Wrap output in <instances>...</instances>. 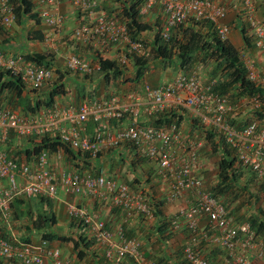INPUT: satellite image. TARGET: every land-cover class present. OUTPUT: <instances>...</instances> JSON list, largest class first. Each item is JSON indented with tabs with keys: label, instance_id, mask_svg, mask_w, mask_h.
<instances>
[{
	"label": "built area",
	"instance_id": "built-area-1",
	"mask_svg": "<svg viewBox=\"0 0 264 264\" xmlns=\"http://www.w3.org/2000/svg\"><path fill=\"white\" fill-rule=\"evenodd\" d=\"M31 1L36 5L40 21L46 29L44 43L49 44L65 26L66 16L60 11V6L67 2L72 9L84 13L83 20L72 25L71 34L75 41L96 47L102 53L111 54L119 48L128 50L136 57L148 54L149 48L142 42L130 40L123 22L97 9V0ZM140 1L141 15L149 14L154 7L162 10L165 25L161 38L164 41L169 37L170 28L182 25L189 19L211 23L222 40L229 37L227 10L216 0ZM8 2L0 0V14L4 15L1 21L6 26L12 19L5 15L12 11ZM243 6L251 31L256 36L255 48L264 52V25L253 16L255 4L253 0H243ZM125 55L120 53L114 59L117 58V62L125 66L128 64ZM0 66L19 76L30 90H40L54 75L52 69L32 65L22 56L6 58L0 53ZM66 68L81 75L92 72L90 62L75 54L67 57ZM94 69H98L97 65ZM248 78L259 81L252 66L248 67ZM261 83L264 85V80ZM212 87V83H204L198 70H194L166 79L157 87L144 82L142 93H111L104 97L87 95L77 105L55 103L32 114L2 108L0 145L9 134L19 138L33 136L35 143H39L43 136L52 138L57 135L61 143L73 151L95 157L127 144L131 156L145 160L153 171L146 180L154 176L153 180L159 185L166 203L180 201L188 195V201L178 208L179 216L192 230L199 226L200 217H206L210 240L226 252L228 264H264V238H257L246 222L234 224L222 200L214 197L206 187L201 157L205 136L187 134L175 121L160 125L141 122L143 118L150 120L158 114L168 116L169 111L180 113L184 110L199 121L201 130L213 128L232 149L238 161L250 167L258 178L264 179V128L259 129L255 123L236 128L235 125L241 120L235 121V125L231 124L235 107L227 97L214 93ZM120 119L121 122L126 120L122 126H108V121L118 122ZM89 122L99 127L92 134H88L85 127ZM63 156L60 150L50 153L43 149L31 162H20L9 158L0 146V182H6L5 186L0 185V219L4 224L11 225L9 203L13 197L40 196L55 200L59 198V192L79 200H109L112 206L122 207L129 217L132 213L148 212L144 194L130 190L120 179L119 171L107 178L103 173L93 176L88 172H76L69 164L56 168L57 162H63ZM65 206L69 217L89 226L93 239L102 246L108 262L126 264L127 260H131L135 264H146L139 254L136 240L125 238L118 227L115 231L106 229L105 222L100 218V208L94 207L89 211L72 202ZM174 227H179L178 221ZM15 235L11 234L9 239L0 238V260H12L18 264H77L73 256L64 257L58 247L51 246L45 240L39 243L23 242ZM202 238L206 239V233ZM196 244V237H191L190 243L183 249L184 257L190 264H208L204 256L195 250Z\"/></svg>",
	"mask_w": 264,
	"mask_h": 264
},
{
	"label": "trees",
	"instance_id": "trees-1",
	"mask_svg": "<svg viewBox=\"0 0 264 264\" xmlns=\"http://www.w3.org/2000/svg\"><path fill=\"white\" fill-rule=\"evenodd\" d=\"M97 1L99 3L97 9L104 10L109 16H116L124 23L130 40L142 42L146 47L149 46V51L145 57H136L128 53V50L119 48L111 54H108L109 52H103L106 53L103 54L96 50V47L83 45L75 41L72 34H70L67 37L70 42L75 44L74 48H70V51H68L67 57L75 54L82 60L89 61L92 66V72L88 75L74 74L89 78L96 71L98 76L100 75V83L103 85H108L112 81L124 89L127 83H131L136 87L134 91H125V94L130 92L142 93L143 83H148L146 79L152 74V69H157L158 67L160 68L158 69L160 73L171 69L174 74L170 78L177 74H188L194 70L200 72L201 69H204L206 75L202 76L200 74L202 81L206 84L212 83L213 92L227 97L229 103L236 110L242 108V114H244L245 118H239L241 120L240 126L239 124L235 125L236 122L233 119H231V124L239 128L244 124L255 123L259 129L264 128V85L261 83L264 80V72L260 71L261 75H259L253 69L258 75L259 81L250 80L248 78V66L245 64L243 57V52L250 54V51L255 48L254 41L256 36L254 32H251L248 21L243 23V19L239 15L240 23H238L236 30L239 34V42L240 44L242 43V46H239V48L234 46L229 37L225 40L220 39L211 23L207 21H194L192 19H189L182 25L170 28L169 37L164 41L161 38V30L165 25V17L160 8L154 7L149 14L141 15L140 9L142 5L140 0ZM240 1L243 3V0ZM253 2L254 4H259V6H264V0H253ZM8 5L12 9L11 13L5 14L6 17L12 18L9 26L2 23L1 19L4 15L0 14V53L4 54L6 58L22 56L26 62L32 65L45 69L53 68V61L57 53H51V55H49L50 53H23L9 57L2 49V46L11 44L10 39L15 40L18 45L31 41L43 42L46 30L40 21L36 5L31 0H9ZM74 11L79 12L80 16L78 20L82 21L84 13L77 9H73L72 12ZM151 13L154 16L151 17ZM247 15V12L243 11L245 19L248 17ZM28 24L33 25L34 29H27ZM148 33H150V36H143L144 34L148 35ZM255 50L264 54V52L256 48ZM120 53L122 55L126 54L128 64L125 66L120 65L117 62V58L114 59V56L118 57ZM95 65L98 67L97 70L94 69ZM56 72L59 74L56 81H54V77L52 76L51 81L40 90H30L21 81L19 76L13 75L10 71L0 66V109L19 110L23 114H32L41 108L51 107L55 103L77 105L84 96L96 97L94 93L95 85H92L90 91L86 90L87 93H85L84 88L89 87V85L85 84V80L82 78L81 80L77 79L80 84L75 86L72 81L76 78L69 75L71 71L66 69L64 75L60 71ZM160 76H163V79L159 84L153 86L150 83L149 85L157 87L166 79H170H165L163 74H160ZM69 84H74L77 90L75 93L69 90ZM29 91L33 93L39 92L37 98L28 96ZM252 101L255 102L256 106ZM183 114L188 113L182 110L180 113L169 111L168 116L158 114L155 116L153 124L160 125L170 123L171 121L180 124L183 121ZM192 119L194 129L205 132V137L211 150H213L212 152L220 154L219 160L216 163L217 174L214 185L208 186L204 179L207 189L214 197L222 200L225 211L234 220V224L246 222L250 225L257 238H264V179L258 178L250 167L238 161L232 149L218 136L213 128L201 130L202 127L199 121L193 117ZM125 122V119L122 122L121 119L118 122L108 121V126L115 127L119 124L122 126ZM85 127L88 134H92V132L99 129L98 125L92 122L87 123ZM189 134L193 135L195 133L192 131ZM0 146L9 158L19 160L20 162L22 160L31 162L43 149L49 150L50 153L60 150L64 158L63 162H57L56 168H62L64 165L69 164L76 172H88L93 176L103 173L108 178L115 171H118L120 166L127 165V171L131 176V180L128 183L126 181L123 183H126L132 191H143L139 187L142 178L137 176V169L139 168L144 171L148 167L147 162L142 158H133L130 146L127 144L115 150L97 154L95 157H91L88 153L73 151L68 145L61 143L57 135L52 138L43 136L39 143H35L33 136L19 138L14 134H9L6 141ZM148 177L149 174H147ZM5 184V181L0 182V185L5 186ZM138 184L139 186H137ZM152 189L150 187L151 191L145 193L141 191L144 194L143 196H145L144 204L147 206V213L136 212L132 213L129 217L122 207L112 206L109 200L99 202L88 199L90 202L87 203V207L90 206V208H86L89 211L94 210V207L107 210L104 219L100 215L101 220L105 222L106 229L115 231L118 227L122 229L125 238L136 240L139 254L146 264H167L171 258L174 259V256L176 261L174 260L173 264H190L184 257L183 249L190 243L191 237L194 236L197 240L195 250L201 256H204V260L208 264H214L219 256H221L224 264H228L226 252L210 240L211 233L207 232L208 219L206 217L199 218V226L195 230L189 229L184 220L179 216L178 208L177 211L175 208L174 211L165 215L163 214V208L171 203H166L162 196L157 199ZM59 193L63 197L69 196L77 199V197L72 195ZM52 202H61L60 197L55 200L40 196H31L29 198L13 197L9 203L11 231L17 227L16 224H19L25 233H38L41 240H45L49 244L54 241L71 243L72 256L77 264H81L94 248L103 249L93 239L88 225L68 216L65 205L71 202L62 201L65 213L69 217L73 228H71L73 231L70 232L69 237L48 232L51 227L57 224V218L51 212ZM76 205L84 207L85 204H81L80 201ZM153 219L154 224H150ZM133 221L149 224L147 225L148 229L145 231L143 227L140 228L141 224L135 228L134 224L131 225ZM176 221L179 222L177 229L174 227ZM202 221H204V227L200 226V222ZM3 225L10 226L7 224ZM150 228L156 231L155 237L149 234ZM204 233H206V239L202 238ZM176 235L178 238H182L171 249V246L170 248L168 246V241ZM1 236L0 238L9 239L11 235L8 233ZM19 240L29 242L28 238L22 239L21 236ZM166 255H168V258H166ZM102 262L111 264L106 260L104 251ZM13 263L15 261L0 260V264ZM126 264L135 263L127 260Z\"/></svg>",
	"mask_w": 264,
	"mask_h": 264
},
{
	"label": "rangeland",
	"instance_id": "rangeland-1",
	"mask_svg": "<svg viewBox=\"0 0 264 264\" xmlns=\"http://www.w3.org/2000/svg\"><path fill=\"white\" fill-rule=\"evenodd\" d=\"M258 5V6H257ZM71 10H73L71 7L70 9H68L66 7V4H63L60 6V11L64 14L67 15L66 12H70ZM226 10H227V15H228V19L233 18L234 13H237L238 15H240V17H242L243 19V23L247 22V18L245 19L243 16V11L246 12V10L244 9L243 3L240 0H236V2H234V5L230 6H226ZM254 18L256 20H258L259 22L263 23L264 25V6H259V4H255V9H254V14H253ZM72 20H69V18H67L66 20V29H62L60 31V33H57L52 41L47 44L44 42H36V41H31L29 42V49L32 50V53H50L49 55H51V53L56 54V58L53 61V68H51L53 70V77H54V81L57 80L58 77V73L56 71H60L63 73V75L66 72V57H67V53L68 51H70V48H74V44L73 42H70L69 38L67 36H69L71 34V28H72ZM29 25V24H28ZM229 25V24H228ZM71 26V27H69ZM231 26V24H230ZM27 29L33 30L34 26L33 25H29L27 27ZM232 30H234V34L235 36L231 38V35H229V39L230 41L234 44L235 47L239 46V34L238 32L233 28ZM64 31H66V34H64ZM252 32V31H251ZM231 34V33H230ZM149 47V46H148ZM239 48V47H238ZM57 49V51H56ZM92 50V49H91ZM243 52V51H242ZM251 53H247V52H243V57H244V62L248 67H251L256 71V73L260 74V71L264 72V54L258 52L257 50H255V48H253V50L250 51ZM93 53H95L93 51ZM158 69H160L159 67L157 69H152V73H154V75H156V77H158V75L160 76V74H163L165 79L166 78H170L172 74H174V72L171 69H167L163 72H159ZM131 72V71H129ZM262 72V73H263ZM199 74H201L202 76L206 75V72L204 69H201ZM72 77H75L76 79H80L81 78L83 80H85V84L89 85V87H85L84 91L89 90L92 88V85H95V95L96 97H104L108 94L114 93L117 95H121L124 94L125 91H134L136 89V87L134 85H132L131 83H127L125 84V89L121 88L119 84H117L116 82H112L110 81L108 85H103L102 83H100V75L98 76V73L96 71H94L92 73L91 76H89V78H85L82 77L81 75H77L74 73L70 74ZM148 81V84L151 83V81L147 78L146 79ZM155 84V83H154ZM68 89V88H67ZM69 90L70 91H74V93L77 91L76 88L74 87V84H69ZM28 93V92H27ZM87 93V91L85 92ZM38 93H33L30 92L28 93V96L30 97H34L37 98ZM19 111V110H18ZM21 112V111H20ZM239 118L243 119L245 118L244 114H242V108H238L235 113H234V118L233 121H238ZM194 133H196L197 136H206L204 131H199L197 129H195L193 131ZM195 135V134H193ZM204 141H205V146L203 151L201 152V157H202V162H203V169L205 168V172L203 173V178L206 180L207 185L211 186L214 185L215 182V178H216V174H217V168H216V163L219 160L220 154H215L213 153L210 148V145L207 142L206 137H204ZM213 153V154H212ZM61 202H56L58 203V205H60V208L65 211L64 208V204H62V201H66V202H72V203H80L79 199H75L72 197H63V195H59ZM182 237H179V239H181Z\"/></svg>",
	"mask_w": 264,
	"mask_h": 264
},
{
	"label": "crops",
	"instance_id": "crops-1",
	"mask_svg": "<svg viewBox=\"0 0 264 264\" xmlns=\"http://www.w3.org/2000/svg\"><path fill=\"white\" fill-rule=\"evenodd\" d=\"M220 5L224 6L226 8V6H232L234 5V2H236V0H216ZM66 1H64L65 3ZM66 4V7L68 9H70L69 5L67 4V2L65 3ZM73 10H71L70 12H66L67 15L66 18H69V20H72V24L75 25L79 19V12H72ZM78 13V14H77ZM154 16L153 13H151V17ZM233 21V22H231ZM226 23L230 25V33L229 35H231V38L232 36L234 37L235 34H234V30H232L233 28H235V30H237V27H238V23H240V17L239 15H237V13H234V16L233 18L231 19H228V15L226 16ZM73 27V26H72ZM72 29V28H71ZM150 33H148V35L144 34L143 36H150L149 35ZM14 37V35H13ZM143 38V37H142ZM11 40V44H6V46H2L3 50L6 52V54L10 57V56H13V55H16V54H28V53H32V50L29 49V43L25 42L23 44H17L15 42V40ZM29 44V45H28ZM18 45V46H16ZM239 46H242V43L240 44L239 43ZM238 46V47H239ZM237 47V48H238ZM70 78V77H68ZM148 79L151 81V85L155 86L157 84H159V82L162 81L163 79V76H159L156 77V75H154V73H152ZM75 86L79 85V80L75 79L72 81ZM155 83V84H154ZM188 113V112H187ZM193 115H191L190 113L188 114H183V121H181V123L179 124L181 126V128L184 130L185 133H191L192 131H194V122H193V119H192ZM194 118V117H193ZM155 118H151L150 120L149 119H141V122H144V123H153V121ZM128 166L127 165H123V166H120L118 168V171L120 172L119 173V177L120 179L122 180V182H129L131 180V176L129 175L128 173ZM205 168L203 169V173L205 172ZM147 171V172H146ZM151 172H153L151 169H149V167H147L144 171H142L141 169H137V176H139V178L141 177L142 178V181H140V186L139 184L137 186H139L142 190L143 193L145 192H150V187H152V191H154V195L156 196L157 199L161 198V191L159 189V185L157 184V182H154L153 180V177L151 180L147 181L146 180V177H147V174H152ZM138 179V177H137ZM124 180V181H123ZM139 180V179H138ZM126 184V183H125ZM157 194V195H156ZM188 201V195H186L183 199H181L180 201H175L174 203H171V204H168L166 205L162 212L163 214H168L172 211L175 210L176 208V211H177V208H179V206L183 205L185 201ZM80 201H81V204H85L84 207H87L88 206V201L86 198H80ZM87 208H90L87 207ZM54 213V215L56 216L57 218V224L54 226V227H51V229L48 231L50 233H57L59 236H64V237H69V234L71 231V228H72V223L70 222L69 220V217L67 216V214L65 213V211H63L61 208H60V205H58V203L56 202H52V211ZM107 214V210H102L101 209V218H105V215ZM204 221L200 222V226H203L204 227ZM154 224V219L151 221L150 224ZM3 221L0 219V237H2L1 235H7L8 233L13 234L15 236H17L18 238L21 236L22 239H27L28 238V241L30 243H39L40 240H41V237L38 233H25L23 231V228H21V226L19 224H16V228L11 231V225L8 227V226H5L3 225ZM136 227H138L139 224H141L139 221H133L131 222V225H133ZM24 225V224H23ZM149 224L147 223H144V224H141V227L140 228H144V230L146 231L148 228ZM3 227V228H2ZM73 229V228H72ZM10 230V231H9ZM16 232V233H15ZM15 233V234H14ZM146 234V232H145ZM149 234L151 236H154L156 235V231L153 229V228H150V232ZM143 236V235H141ZM179 240V238L177 237V235L175 237H173L171 240L168 241V246L170 248L171 246V249L174 248V246H176L178 243L177 241ZM176 241V242H175ZM51 246L53 247H58L60 250H61V253L64 257H71L72 256V246H71V243H64V242H59V241H54L50 244ZM91 253L88 254V256L81 262V264H105V262H102V256H103V249H100L98 247L94 248V250L90 251ZM162 255V254H161ZM166 258H168V255H166ZM173 258H171L169 260V262L167 264H173L176 259H175V256H174V259L172 260ZM175 260V261H174ZM13 264H18V263H13ZM214 264H224V262H222V258L221 256L218 257V259L216 260V262ZM255 264H262L261 262H255Z\"/></svg>",
	"mask_w": 264,
	"mask_h": 264
},
{
	"label": "clouds",
	"instance_id": "clouds-1",
	"mask_svg": "<svg viewBox=\"0 0 264 264\" xmlns=\"http://www.w3.org/2000/svg\"><path fill=\"white\" fill-rule=\"evenodd\" d=\"M66 20H67V18H66ZM65 27H66V24H65V26L63 27V29H66ZM64 33L66 34V31H64ZM43 42H44V41H43Z\"/></svg>",
	"mask_w": 264,
	"mask_h": 264
}]
</instances>
